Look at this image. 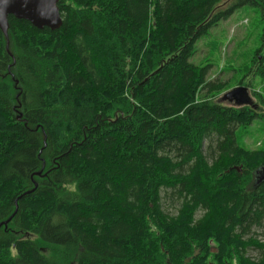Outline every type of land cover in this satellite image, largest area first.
Masks as SVG:
<instances>
[{
    "label": "trees",
    "instance_id": "trees-1",
    "mask_svg": "<svg viewBox=\"0 0 264 264\" xmlns=\"http://www.w3.org/2000/svg\"><path fill=\"white\" fill-rule=\"evenodd\" d=\"M245 5L264 44V0H60L56 30L8 17L0 264H264V144H242L264 116L215 101L224 83L191 61Z\"/></svg>",
    "mask_w": 264,
    "mask_h": 264
},
{
    "label": "rangeland",
    "instance_id": "rangeland-1",
    "mask_svg": "<svg viewBox=\"0 0 264 264\" xmlns=\"http://www.w3.org/2000/svg\"><path fill=\"white\" fill-rule=\"evenodd\" d=\"M262 29L263 20L258 6L245 5L237 8L228 19L220 21L196 42L191 61L210 66L207 81L224 83L223 90L215 101L235 107L233 102L223 101L222 98L226 93L241 88L246 90L245 93L251 99V106L242 107H252V110L264 116ZM261 126L262 124L254 122L244 133L242 144L247 150H255L264 144ZM211 247V252H215L214 246ZM249 256L255 258L257 253L249 252Z\"/></svg>",
    "mask_w": 264,
    "mask_h": 264
},
{
    "label": "water",
    "instance_id": "water-1",
    "mask_svg": "<svg viewBox=\"0 0 264 264\" xmlns=\"http://www.w3.org/2000/svg\"><path fill=\"white\" fill-rule=\"evenodd\" d=\"M60 0H0V30L7 37L8 17L24 20L35 28L56 30L61 26L57 3ZM246 90L237 88L226 93L222 100L235 107L251 106ZM239 171V169H238ZM197 256V253L194 254ZM189 260H186L188 263Z\"/></svg>",
    "mask_w": 264,
    "mask_h": 264
},
{
    "label": "flooded vegetation",
    "instance_id": "flooded-vegetation-1",
    "mask_svg": "<svg viewBox=\"0 0 264 264\" xmlns=\"http://www.w3.org/2000/svg\"><path fill=\"white\" fill-rule=\"evenodd\" d=\"M212 243H211V241H209V245H211Z\"/></svg>",
    "mask_w": 264,
    "mask_h": 264
}]
</instances>
